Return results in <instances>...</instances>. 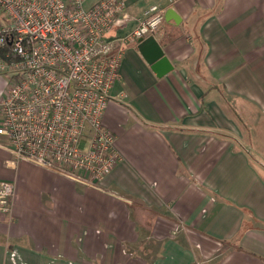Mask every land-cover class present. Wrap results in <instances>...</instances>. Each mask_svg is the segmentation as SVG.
I'll return each instance as SVG.
<instances>
[{
	"label": "crops",
	"instance_id": "obj_1",
	"mask_svg": "<svg viewBox=\"0 0 264 264\" xmlns=\"http://www.w3.org/2000/svg\"><path fill=\"white\" fill-rule=\"evenodd\" d=\"M126 3L129 22L111 34L163 7L152 36L173 69L157 77L125 47L102 119L120 161L101 190L7 167L0 146V180L15 187L0 264H264V138L252 135L264 123V0Z\"/></svg>",
	"mask_w": 264,
	"mask_h": 264
},
{
	"label": "built area",
	"instance_id": "obj_2",
	"mask_svg": "<svg viewBox=\"0 0 264 264\" xmlns=\"http://www.w3.org/2000/svg\"><path fill=\"white\" fill-rule=\"evenodd\" d=\"M164 11L149 6L116 36L129 22L126 0H0L5 165L31 163L101 190L120 161L102 119L123 51L156 32ZM14 196V183L0 180L1 216L11 213Z\"/></svg>",
	"mask_w": 264,
	"mask_h": 264
},
{
	"label": "water",
	"instance_id": "obj_3",
	"mask_svg": "<svg viewBox=\"0 0 264 264\" xmlns=\"http://www.w3.org/2000/svg\"><path fill=\"white\" fill-rule=\"evenodd\" d=\"M137 50L157 77H162L172 71L171 63L152 35L140 39L137 43Z\"/></svg>",
	"mask_w": 264,
	"mask_h": 264
},
{
	"label": "rangeland",
	"instance_id": "obj_4",
	"mask_svg": "<svg viewBox=\"0 0 264 264\" xmlns=\"http://www.w3.org/2000/svg\"><path fill=\"white\" fill-rule=\"evenodd\" d=\"M3 87H4V83L2 81H0V93H1V91L3 89ZM252 135H254V137L257 136L258 138H260V137L264 138V123L257 122L255 124L254 129H253ZM256 147L258 148L259 151H264V143H259ZM261 160H262V162H264L263 159H261ZM257 165H258L257 167H258V170H259L260 174L264 177V168H263V166H261L260 164H257Z\"/></svg>",
	"mask_w": 264,
	"mask_h": 264
}]
</instances>
